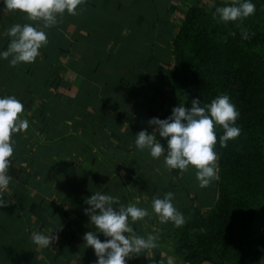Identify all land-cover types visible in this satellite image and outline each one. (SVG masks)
Masks as SVG:
<instances>
[{"label": "crops", "instance_id": "crops-1", "mask_svg": "<svg viewBox=\"0 0 264 264\" xmlns=\"http://www.w3.org/2000/svg\"><path fill=\"white\" fill-rule=\"evenodd\" d=\"M229 1L84 0L76 15L65 13L43 29L48 42L34 62L12 66L0 58V95L17 97L30 122L12 136V179L0 193V264H94V249L84 241L94 229L84 209L96 191L149 211L133 227L155 235L158 247L128 264H190L178 249L177 232L195 215L212 214L221 168L219 178L202 188L194 168L180 174L168 169L163 155L154 159L136 147L135 135L151 133L149 120L167 111L174 44L192 10ZM3 8L0 0V51L10 43L13 24L43 28L42 21ZM167 192L184 214L181 226L161 223L152 211V199ZM55 230L59 239L52 246L39 248L31 240L33 232Z\"/></svg>", "mask_w": 264, "mask_h": 264}, {"label": "trees", "instance_id": "trees-1", "mask_svg": "<svg viewBox=\"0 0 264 264\" xmlns=\"http://www.w3.org/2000/svg\"><path fill=\"white\" fill-rule=\"evenodd\" d=\"M253 3V15L227 24L213 16L217 6L192 10L174 44L173 93L162 119L179 103L190 108L193 98L210 103L220 94L229 95L240 114L241 134L227 147L219 145L224 130L216 127V208L207 218L195 215L177 232L178 249L190 264H264V53L255 49L264 48V0ZM253 222L262 238L245 233Z\"/></svg>", "mask_w": 264, "mask_h": 264}, {"label": "clouds", "instance_id": "clouds-1", "mask_svg": "<svg viewBox=\"0 0 264 264\" xmlns=\"http://www.w3.org/2000/svg\"><path fill=\"white\" fill-rule=\"evenodd\" d=\"M83 2L84 0H2L4 12L18 11L24 14L26 20L42 21L43 28L31 23L13 24L7 29L10 43L5 50L0 51V58L8 59L12 66L34 62L39 50L48 42L47 33L43 29L55 25L65 13L76 15ZM255 11L253 0H233L232 3L217 6L213 16L227 24L242 21ZM242 35L244 39L249 38L246 30H242ZM24 111V104L17 97L0 95V193L8 189L12 179L8 174L14 155L12 136L30 127L29 120L23 116ZM239 115L227 94L216 96L210 103H203L196 97L192 99L190 108L179 103L173 107L169 117H152L149 124L155 126L154 130L151 133L146 129L139 131L135 135V145L141 151L148 150L154 159L163 155L168 169L186 172L190 167L194 168L199 186L207 187L219 178L218 153L215 151L216 127L224 130L219 136V145L227 147L230 140H235L241 134V129L236 124ZM157 135L161 140L157 139ZM162 140L167 141V148ZM173 198V192H167L163 197H154L152 211L161 223L171 221L176 226H181L186 219L175 207ZM86 203L90 207L84 211L94 230L84 233V241L94 249L97 257L94 264H128V260L135 254L147 253L158 247L155 235L142 236L133 227V223L149 215L147 208L131 202L121 203L118 196L100 191L88 197ZM2 205L4 201H0V206ZM56 230L50 234L33 232L31 240L39 248L52 246L59 239ZM98 233H102L107 239L102 241ZM153 264H164V261L161 259ZM168 264H172L171 259Z\"/></svg>", "mask_w": 264, "mask_h": 264}, {"label": "rangeland", "instance_id": "rangeland-1", "mask_svg": "<svg viewBox=\"0 0 264 264\" xmlns=\"http://www.w3.org/2000/svg\"><path fill=\"white\" fill-rule=\"evenodd\" d=\"M255 49H258V51H261L264 53V48L262 47L258 46V48H255ZM245 233L248 234L250 237L262 238V234L261 235L259 234L261 233L259 230V227L256 224H254V222L249 224Z\"/></svg>", "mask_w": 264, "mask_h": 264}]
</instances>
